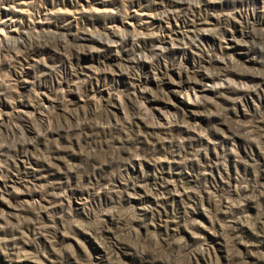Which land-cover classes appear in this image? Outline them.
Listing matches in <instances>:
<instances>
[{
    "label": "rangeland",
    "instance_id": "rangeland-1",
    "mask_svg": "<svg viewBox=\"0 0 264 264\" xmlns=\"http://www.w3.org/2000/svg\"><path fill=\"white\" fill-rule=\"evenodd\" d=\"M0 264H264V0H0Z\"/></svg>",
    "mask_w": 264,
    "mask_h": 264
}]
</instances>
